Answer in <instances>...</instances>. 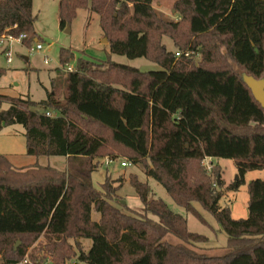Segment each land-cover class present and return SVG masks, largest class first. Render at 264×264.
Here are the masks:
<instances>
[{
    "label": "trees",
    "instance_id": "trees-1",
    "mask_svg": "<svg viewBox=\"0 0 264 264\" xmlns=\"http://www.w3.org/2000/svg\"><path fill=\"white\" fill-rule=\"evenodd\" d=\"M153 3L60 0V27L80 10L95 13L113 54L147 59L160 71L76 59L62 49L60 64L77 68L66 72L63 101L56 90L39 103L0 95V132L20 125L28 156L67 159L64 170L15 168L0 155V264H264V180L248 185V217L236 220L220 206L219 171L206 167L208 159L234 161L239 187L248 172L264 170V109L241 78H264V0H176L173 22ZM36 21L33 0H0V37L26 35L28 45ZM4 74L0 69V79ZM105 159L141 167L206 223L199 204L226 234L225 253H198L208 237L190 232L147 183L132 181L141 212L117 200L112 179L96 188L93 176Z\"/></svg>",
    "mask_w": 264,
    "mask_h": 264
},
{
    "label": "rangeland",
    "instance_id": "rangeland-1",
    "mask_svg": "<svg viewBox=\"0 0 264 264\" xmlns=\"http://www.w3.org/2000/svg\"><path fill=\"white\" fill-rule=\"evenodd\" d=\"M176 0H154L153 7L158 15L166 21H177L179 19L174 11ZM60 0H33V13L37 17L35 32L37 36L31 43L25 45L15 44L12 47L13 62L8 63L7 58L0 51V69L5 70V74L0 79V95L10 99L31 98L35 102L47 100L48 95L57 91V99L63 101L66 94V67L60 64V54L62 49H67L75 54L76 59H84L96 63L114 62L120 65L136 68L142 72H156L161 68L147 59H128L125 56L113 54L109 46L108 39L103 34L99 16L95 13L80 10L77 17L62 30L60 27L59 15ZM69 26V29H68ZM163 44L169 51L177 52L173 42L163 38ZM41 45L43 49L37 50ZM225 54V49L221 50ZM28 60V61H27ZM201 56L195 57L196 64L201 62ZM46 61H49L46 63ZM70 66L76 70L75 63ZM236 71H240L237 66H233ZM9 108L8 103L3 104V110ZM52 115L56 112H50ZM0 155L5 156L15 168H27L36 165L50 166L62 170L67 165V160L63 157H31L27 155V142L25 129L20 125L5 128L0 132ZM106 161V159H105ZM122 161H127L123 159ZM121 161L115 162L110 167L105 163L94 175V185L100 188L107 179H112L113 187L117 189L116 198L125 203L134 211H142V203L139 200L132 181L137 178L143 183H147L151 190V197L155 200L165 202L170 210L183 216L188 221L190 232L208 237L207 244L198 245L195 250L207 256H219L225 253L227 236L220 230L215 218L203 210L199 204H195L206 223H202L184 208L178 206L169 196L165 188L153 178L143 173L141 167L131 165L122 168ZM67 167V166H66ZM208 172L219 171L217 178V188L221 191L223 198L220 202L222 208H230L234 219H246L248 217V185L258 179L264 180V170L251 171L245 175V184L239 187L241 179L238 175L234 161L226 159L206 160ZM237 177H239L238 181ZM216 181V178H214ZM236 183V184H235ZM236 187L230 190L231 187ZM117 202L114 201L113 204ZM150 217L156 221L158 219L152 215ZM94 221L99 220V215H93ZM166 241L171 244H179L180 241L174 236L168 235ZM73 243V242H72ZM85 250L92 246L90 241H82ZM70 261L67 264H75ZM82 264V263H78Z\"/></svg>",
    "mask_w": 264,
    "mask_h": 264
},
{
    "label": "built area",
    "instance_id": "built-area-1",
    "mask_svg": "<svg viewBox=\"0 0 264 264\" xmlns=\"http://www.w3.org/2000/svg\"><path fill=\"white\" fill-rule=\"evenodd\" d=\"M26 39V35H20L19 37H15L13 35H3L0 37V51L2 54L5 55V57L7 58V61L9 64H11L13 62V58H12V47L15 44L18 45H22L24 40ZM43 49V47L41 45L37 46V50L41 51ZM180 54H177V57H179ZM49 61H46V63H48ZM73 68L72 67H68L65 72H73ZM48 117H52V118H56L58 117V114H54L52 115L51 113H47ZM115 162L111 159H106L105 161V165L106 167H110L111 165H113ZM122 168H128L131 166L130 163H128L127 161H122L120 163ZM29 260H25L24 262H22L21 264H29Z\"/></svg>",
    "mask_w": 264,
    "mask_h": 264
},
{
    "label": "water",
    "instance_id": "water-1",
    "mask_svg": "<svg viewBox=\"0 0 264 264\" xmlns=\"http://www.w3.org/2000/svg\"><path fill=\"white\" fill-rule=\"evenodd\" d=\"M69 29V26H68ZM243 82L247 85V87L252 92L255 100L261 105L264 109V78L257 80L252 76H249L246 73H243L241 76ZM239 177H237L236 182L238 181ZM236 184V183H235ZM125 204V203H123ZM20 242L15 246V250L18 249Z\"/></svg>",
    "mask_w": 264,
    "mask_h": 264
},
{
    "label": "crops",
    "instance_id": "crops-1",
    "mask_svg": "<svg viewBox=\"0 0 264 264\" xmlns=\"http://www.w3.org/2000/svg\"><path fill=\"white\" fill-rule=\"evenodd\" d=\"M28 61V60H27ZM66 159V158H65ZM67 160V159H66ZM211 160V159H210ZM67 162V161H66ZM67 166V165H66ZM66 166H65V168H63L62 170H64V169H66ZM95 175V174H94ZM93 180H94V176H93Z\"/></svg>",
    "mask_w": 264,
    "mask_h": 264
}]
</instances>
